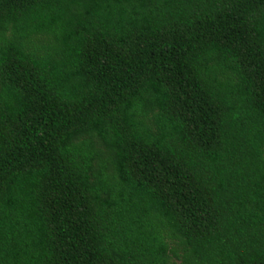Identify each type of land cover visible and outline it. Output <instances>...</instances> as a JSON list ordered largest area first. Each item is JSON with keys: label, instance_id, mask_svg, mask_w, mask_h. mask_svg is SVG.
<instances>
[{"label": "trees", "instance_id": "trees-1", "mask_svg": "<svg viewBox=\"0 0 264 264\" xmlns=\"http://www.w3.org/2000/svg\"><path fill=\"white\" fill-rule=\"evenodd\" d=\"M0 264H264V0H0Z\"/></svg>", "mask_w": 264, "mask_h": 264}]
</instances>
